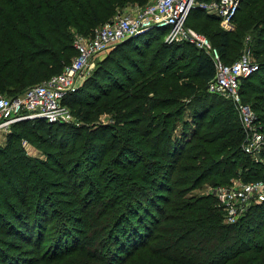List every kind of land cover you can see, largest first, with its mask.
I'll use <instances>...</instances> for the list:
<instances>
[{"label": "trees", "instance_id": "trees-1", "mask_svg": "<svg viewBox=\"0 0 264 264\" xmlns=\"http://www.w3.org/2000/svg\"><path fill=\"white\" fill-rule=\"evenodd\" d=\"M148 1L0 0V95L60 73L76 36ZM192 18L223 62L249 50L259 64L239 92L264 130V0H241L229 30L197 7L185 24ZM164 32L115 44L67 92L76 124L11 126L0 148V264H264V202L227 224L213 195L191 194L264 178V166L241 149L233 103L207 91L209 54ZM20 132L47 160L12 143Z\"/></svg>", "mask_w": 264, "mask_h": 264}, {"label": "built area", "instance_id": "built-area-1", "mask_svg": "<svg viewBox=\"0 0 264 264\" xmlns=\"http://www.w3.org/2000/svg\"><path fill=\"white\" fill-rule=\"evenodd\" d=\"M240 1L149 0L143 6L117 15L112 22L97 28L92 36H76L73 41L76 55L60 73L28 87L17 96L0 95V134L10 132L11 126L22 120L69 122L71 114L63 104V97L78 86L89 60L125 38L142 35L154 28L165 31L163 39L166 43L186 41L209 54L215 72L207 82V91L233 103L243 131L241 149L254 162L264 166V130L251 107L242 102L239 92L241 79L257 71L259 64L249 50L242 52L233 62L225 63L205 35L185 27L190 10L197 7L217 16L222 28L229 30L233 27ZM26 144L27 141L22 142V146ZM205 189L216 198L227 224L236 223L255 204L264 202V178L242 181L234 177L228 184H208Z\"/></svg>", "mask_w": 264, "mask_h": 264}, {"label": "rangeland", "instance_id": "rangeland-1", "mask_svg": "<svg viewBox=\"0 0 264 264\" xmlns=\"http://www.w3.org/2000/svg\"><path fill=\"white\" fill-rule=\"evenodd\" d=\"M131 9L130 7H127L126 9L122 10L120 14H125L127 12H129ZM194 20L193 18L188 20V22L185 24V27L186 28H192L194 29ZM219 26L220 23L218 24ZM101 27V26H100ZM222 27V26H221ZM99 28V27H98ZM195 30V29H194ZM198 32V31H197ZM202 33V32H200ZM203 35L207 36L209 38L208 35L202 33ZM211 39V38H209ZM211 42H213V40L211 39ZM155 44H152V46H155L157 43L159 42H154ZM142 47V46H141ZM113 49L112 48H109V49H106L105 51L101 52V53H98L96 55H94L90 60L89 62L86 64L84 70H83V74L81 76V78L78 80V85H80L82 83V81L84 79H86L87 77L90 76V74L92 73L93 69L96 68L98 66V64L109 54V52ZM128 49H132V47L128 46L126 48V50ZM92 89V88H90ZM68 110L70 111V114H71V119L69 122H67L68 125H71V124H76L77 123V119L75 117V115L73 114V112H71V109L67 106ZM101 119L105 122L106 121V118L105 116H101ZM108 121V119H107ZM21 130V129H20ZM7 133L5 134H0V148L5 146V143L7 142V136H6ZM22 132H20L19 134H17L13 140L12 143L15 142V145L21 147L22 151L28 155L29 157H32V158H35V159H41V160H47V156H46V153H45V150L42 148V147H38L36 142L34 140H30V137L29 136H26L24 137L23 135H21ZM19 135V136H18ZM18 136V137H17ZM23 136V137H21ZM21 137V138H20ZM23 141H27V144L26 146H22V142ZM47 150H54L52 148H48ZM117 167V166H116ZM208 184H206L207 186ZM206 186H204L203 188H196V189H193L191 194H201L203 192H205V188ZM206 193V192H205Z\"/></svg>", "mask_w": 264, "mask_h": 264}, {"label": "water", "instance_id": "water-1", "mask_svg": "<svg viewBox=\"0 0 264 264\" xmlns=\"http://www.w3.org/2000/svg\"><path fill=\"white\" fill-rule=\"evenodd\" d=\"M128 38H129V37H128ZM125 39H127V38H125ZM125 39H123V40H125ZM123 40H121V41H123ZM121 41H119V42H121ZM119 42H117V43H119ZM117 43H116V44H117Z\"/></svg>", "mask_w": 264, "mask_h": 264}]
</instances>
